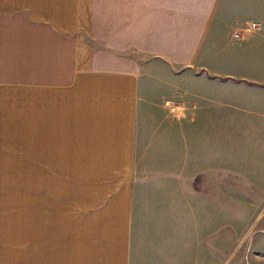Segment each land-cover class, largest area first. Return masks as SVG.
<instances>
[{
  "label": "crops",
  "instance_id": "obj_1",
  "mask_svg": "<svg viewBox=\"0 0 264 264\" xmlns=\"http://www.w3.org/2000/svg\"><path fill=\"white\" fill-rule=\"evenodd\" d=\"M221 2L0 0V264H141L144 198L153 220L209 202L196 170H215L205 145L232 135L196 136L194 117L177 121L150 94L163 84L176 93L185 76L204 96L212 85L219 96L264 90L237 65L216 72L209 62L211 52L238 62V50L212 49L241 22L233 6L259 16L251 38L264 39V0ZM84 169L118 176L98 182L106 193L86 226ZM212 177L202 179L209 192ZM148 234L147 245L178 247L177 234L192 231Z\"/></svg>",
  "mask_w": 264,
  "mask_h": 264
},
{
  "label": "rangeland",
  "instance_id": "obj_2",
  "mask_svg": "<svg viewBox=\"0 0 264 264\" xmlns=\"http://www.w3.org/2000/svg\"><path fill=\"white\" fill-rule=\"evenodd\" d=\"M224 1L220 4L221 10L224 8ZM238 5H241V0H238ZM233 11L234 18L241 21L236 28L245 26L247 21L255 22L258 27L240 32L238 39L233 38V33L237 30L235 28L225 42H220L218 37V42L211 48L217 49L219 45L222 48L220 51L228 54L227 56L235 52L233 49L238 50V62L235 64L234 58L226 59L221 55L217 56V52H211L210 65L215 67L213 70L216 72L231 71L237 65L238 76L264 82V39L260 41L251 38L260 30L262 21L255 18L259 16L254 12L243 8L239 10L238 6H233ZM234 25L233 22L225 31L231 32ZM181 73L182 70L179 71ZM202 84V81H189L185 76L177 80L176 93L164 92L163 84L159 93L152 91L150 95L162 98L168 114L178 118L177 121L194 117L196 136H202L204 132L232 135L231 139H227V136L226 139L217 137L209 146L205 145L215 170H196L197 174H201L199 185L202 192L204 186L205 196L211 195V198H208V203L194 200L193 215L189 212L187 216V210L169 211L165 217L156 220H153L156 214L146 211L149 204L144 198L141 206L144 214L142 213L138 224L142 232L139 236L144 240L139 243V260L141 264H264V90L246 87L234 90L225 87V96H219L218 93L224 88L212 85V90L204 96L202 91H195L201 89ZM171 100L173 104L170 105ZM200 146L204 144L197 139L196 149ZM200 164L202 163L196 166L199 167ZM207 173L213 176L210 192L203 184V180H207L204 178ZM82 174L86 226L89 224L87 216L91 211L90 206L92 210L96 209L99 205L97 199H101L106 193L105 188V193L100 196L103 187L97 185L98 182H102V177L109 179L112 175L115 179L118 176L109 171L85 169ZM216 176H220L221 180L218 181ZM214 196L221 201L216 202ZM92 197L95 199L90 203ZM204 203L207 205L206 210ZM165 228H170L173 232L191 230L192 234L189 237L177 234L178 247L154 242L146 244V237L153 236L148 234L150 231ZM182 234L187 232L183 231Z\"/></svg>",
  "mask_w": 264,
  "mask_h": 264
},
{
  "label": "built area",
  "instance_id": "obj_3",
  "mask_svg": "<svg viewBox=\"0 0 264 264\" xmlns=\"http://www.w3.org/2000/svg\"><path fill=\"white\" fill-rule=\"evenodd\" d=\"M258 25H256L255 22H250V21H247V23L245 24V26H242L241 28H237V30L233 33V38H240V32H248L250 30H253L255 28H257ZM239 30V32H238Z\"/></svg>",
  "mask_w": 264,
  "mask_h": 264
}]
</instances>
